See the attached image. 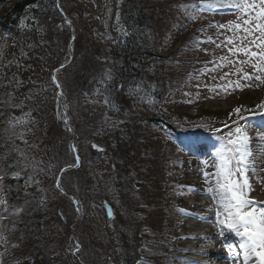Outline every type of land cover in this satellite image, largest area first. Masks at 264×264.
<instances>
[{
    "label": "rangeland",
    "instance_id": "obj_1",
    "mask_svg": "<svg viewBox=\"0 0 264 264\" xmlns=\"http://www.w3.org/2000/svg\"><path fill=\"white\" fill-rule=\"evenodd\" d=\"M122 1L57 0L62 10L61 16L51 14L47 26L43 28L44 33L30 29L25 31L29 39L44 41L43 47L47 50L46 55L41 58L32 56L25 73L28 85H33L30 92L35 94V97H40L43 120L45 113L51 111V107L54 110V97L61 91L53 82V75L65 91L63 95L57 96L62 107L59 116L61 123L52 126L46 118V124L52 128L51 139L45 142L35 140V158H38V162L46 160V163L40 162L34 171L33 180L39 183H32L25 188L30 197L35 200L42 199L43 202H37L38 206L41 210L46 209L49 215L44 221L45 231L37 246H44L40 253L45 256V262L48 264H132L137 255H140L142 261L136 264H198L203 261L209 264L207 260H203V256L187 254L181 237L189 235L184 229L187 223L199 221L189 209H194L199 204L207 207L212 203L210 196L202 194L207 187L202 175L205 170L202 161L211 160L209 154L214 143L211 129H222L218 135L227 132L224 124L231 125L232 119L236 117L233 114L230 119L229 113L237 106L243 105L251 109L264 102V85L259 88L246 87L243 91L229 95L223 92L217 94L203 87L204 84L211 86L220 82L219 75L229 71V68H224L216 73L200 75V70L206 64L209 68L212 67L208 62L214 57L226 54V49H218L215 43H203L197 48L195 42L197 39L206 40L208 36L216 39V29L208 28V25L213 22L226 23L235 17L225 12L214 16L204 14V18L191 21L177 6L198 3L199 0H154L151 12L152 30L147 31L148 38L159 45L158 53L167 57L168 64L169 57L174 56L176 61L172 62L175 65L172 70L180 71L183 76L176 77L177 84L170 88L160 105L155 100L153 103H149L150 99L142 100L147 107L159 106L158 108H161L163 113H169L173 120L182 121L187 118L191 124H206L209 128L184 130V127L179 129L175 136L168 131L157 130L151 124L137 122L136 129L141 131L147 142L151 141L148 145L150 154L136 161L129 159L132 169L126 187L124 190H117V174L125 166L120 160L112 158L114 142L105 129L107 126L111 128L123 122L108 120L107 124L113 125L104 127L92 123L91 119L98 118L97 112L104 109V99L97 95L99 86L96 84L87 94L77 92L82 75L87 79L92 76L101 80L105 70H109V49L113 45L111 40L119 34L121 28ZM9 6L10 3L0 5V14ZM202 28H207V32L201 33L199 30ZM14 29L11 27L0 43V85H7L9 81H6L3 72L7 71L6 62L14 44L12 36L17 34ZM65 29L70 32L69 40L68 36L63 34ZM45 35L55 36L54 40L48 41L49 39L44 38ZM182 49L185 50L184 57L176 58L175 52ZM204 49H207V52ZM50 52L55 53L49 55ZM51 56L60 57L57 66L49 62ZM248 71L252 70L249 68ZM20 73L18 69L16 76ZM213 75L217 77L216 80L211 79ZM30 78L34 80L30 82ZM10 80L17 88L16 80ZM13 84L8 88L12 89ZM198 84L201 87L197 88ZM185 93H191V96H186ZM190 99L193 102L187 103ZM92 108L97 109V112L89 110ZM83 112L89 113L90 117L81 120ZM10 113L14 114L12 110ZM5 114L7 111L0 106V118ZM36 121L32 123V127L37 131L39 122L37 119ZM256 122L259 123L258 117ZM48 126L46 125V128ZM69 129H74L75 136ZM249 131L253 137L252 151L261 169L260 177L264 179V155H261L264 148L260 147L262 142L255 139L257 129L253 127ZM93 143L102 147V151L94 150L91 146ZM152 155L155 159H152ZM189 158L198 163L195 172L191 160L190 164L187 163ZM61 166L64 167L59 171ZM66 167L72 169L62 173ZM206 170L214 171L211 167ZM252 183L254 191L251 195L258 200H264V183L255 178ZM5 186V189L9 187L6 181ZM189 186L194 187L196 191L189 192ZM64 187L71 194L65 192ZM30 202L31 200H27L24 205L31 207ZM182 210H187L191 215L184 214ZM205 221L212 224L214 218ZM21 224L14 218L0 221V233L7 240L6 243L0 241L2 264H36L35 258L31 260L27 257L25 250V255L18 252L22 250H18V244L14 240L17 235L23 233V228H19ZM219 242H222L223 254L217 253L215 249ZM229 243L235 242L230 239L225 243L218 234L209 237L204 247L212 253L214 262L211 264L221 261L235 264L229 256V251L225 250ZM26 249L32 252L27 244Z\"/></svg>",
    "mask_w": 264,
    "mask_h": 264
},
{
    "label": "trees",
    "instance_id": "obj_2",
    "mask_svg": "<svg viewBox=\"0 0 264 264\" xmlns=\"http://www.w3.org/2000/svg\"><path fill=\"white\" fill-rule=\"evenodd\" d=\"M7 3H10L9 8L4 9L0 14V43L5 38L3 35L9 33L11 27L17 30V34L12 36L14 44L6 62L8 66L7 71L3 72L6 81H9H7V85L6 83L0 85V106L3 107V110L7 111V114L4 115V117L7 116L6 119L1 121L4 117L1 116L0 118V158L3 159V154L9 153L7 160L4 161V164H0V166L14 164L19 160V167L7 169V177H9V179H6V177L5 181L9 187L5 189L4 198L8 202L9 212L14 210L13 206L22 208L23 211L19 215H8L7 213H5V215L7 216V220L8 218H14L18 219L23 224L19 225V228H23V233L17 235V239L14 240L15 243L18 244V250H22L18 252H20L21 255H25L26 251L28 254L27 257L31 260H33L34 257L36 264H48L45 262V256L40 253L43 251L44 246L38 248L37 244L40 243L39 238L45 231L44 221L49 215H47L46 209L41 210L38 206L37 202L40 203L42 199L38 198L39 200H35L34 197H30V194L25 190V178H27L29 174L34 177L35 172L31 167L23 168V165L38 161V158H35L34 154V152L37 151L35 140L45 142L51 139L52 128L48 126V123L46 124V118L49 120V123L53 124L52 126L61 123L59 116L62 112V107L60 100L59 105L57 104L58 97H54V105L58 106V108L54 106L53 110V107H51V111L45 113V118L44 120L42 119L44 113L40 111V97H35V94L30 92V88H33V85L30 84L31 87L28 85L25 73L28 70L27 64L32 56L34 58H41L44 54L46 55L47 50L45 49L46 47H43L44 41L38 42L37 40L33 41L29 39L25 31L26 29H30L44 33L43 28L47 26L51 14L61 16L60 11L62 10L57 4V0H0L1 6ZM154 3V0L122 1L120 9V19L122 20L120 32L111 40L113 45L109 49L111 58V64L109 66L111 70V81L107 86L106 92L102 95H98V97L104 99V101L105 98H107L109 103H104L103 111L97 112L95 108L89 109L96 111L98 114V118L91 119V122L94 124L98 123L104 127V125H113L110 123L107 124L108 120L123 122L111 128L107 126L105 129V131H108L110 134L111 141L114 142L112 158L118 161L120 160L121 164L125 166L124 169H120L117 174V190H121V188L124 190L126 187L127 178L132 169L130 161L132 159L136 161L141 157L145 158L148 156V153L150 154L148 145L151 141L147 142L144 136H142L143 134L141 131L136 129L137 122L139 123L142 121L144 124H151L155 129L157 128V130L168 131L170 134L174 135L178 133L179 129H183L184 127V130H194V128L203 130V127H200L198 124H191L187 118L182 121L173 120L169 113H163V110L158 108L159 106L147 107L142 100H155L158 105H160L165 95L171 90L170 88H173V86L177 84L175 82L176 77L181 78L183 76V73H180V71L173 72L172 70L175 67L172 62L176 61L174 60V56H168L170 62V64H168L167 57L159 55L158 53L159 45L148 38L147 31L152 30L151 20L153 16L151 12H153L152 8ZM125 31L128 33L126 37L124 35ZM63 34L68 36V40L69 38L71 39L70 32L67 29L64 30ZM54 37H51V35L44 36V38L49 39L48 41L50 42L54 40ZM58 48L59 47H57V49ZM184 51L183 49L180 52L176 51L175 57H184ZM53 53L55 52H50L49 55H53ZM186 55L187 54H185V56ZM60 60V57L53 58L51 56L49 62L53 64V66H57ZM18 69L21 73L16 76ZM10 79L16 80L17 88L10 82ZM29 80L31 82L34 79L30 78ZM100 81V79L96 80L92 76H88L87 79L86 76L82 75L80 79L81 84L78 88L79 92L77 93H90L96 84L102 89ZM12 84L14 88L12 87V89H9ZM137 85H140L144 91L140 92L138 95L130 94L136 89ZM61 89L65 93L62 85ZM9 102L12 105H19V107H10ZM11 110L14 114L10 113ZM25 113H30V123L27 126L30 131H25L24 136L27 143L16 138H14V140L15 145L24 150L27 160L21 158L18 153L11 151L13 143L8 139L9 132L7 131L9 129V119L16 116L24 118ZM84 114L83 112L81 120L90 117L89 113ZM36 119L39 122V130L37 131L32 127V123L37 122ZM46 125L48 126L47 128ZM16 128L17 131L22 130V126L20 125H17ZM71 131L75 136L74 129ZM179 136H181V134ZM129 159L131 160L129 161ZM152 159H155V156L152 155ZM42 161L46 163V160H39V163ZM63 167L61 166L59 171ZM21 169H23L22 178L19 180L12 179L11 173ZM63 190L71 194L66 187H64ZM25 193L28 195L26 196ZM27 200H31V207L24 205ZM152 206L155 207L156 204ZM26 244L30 247L32 252H28ZM138 249H140V247H138ZM140 260V255H137L133 259L132 264H136Z\"/></svg>",
    "mask_w": 264,
    "mask_h": 264
},
{
    "label": "snow or ice",
    "instance_id": "obj_3",
    "mask_svg": "<svg viewBox=\"0 0 264 264\" xmlns=\"http://www.w3.org/2000/svg\"><path fill=\"white\" fill-rule=\"evenodd\" d=\"M179 7L191 21L204 18V14L218 15L225 12L230 13L235 17L226 23L213 22L208 25V28L216 29V39L208 36L206 40L197 39L195 46L199 48L203 43H215L218 49H226V54L214 57L200 70V75L207 73H216L224 68H229V71L223 72L218 77V83L214 85L204 84L203 87L209 88V91L220 94L223 92L229 95L232 92L243 91L244 88H259L264 85V0H199L198 3L180 4ZM201 33H206L207 28L199 30ZM125 37L128 33L124 32ZM223 37V39H220ZM219 41V42H217ZM207 52V49H204ZM252 71L249 72L248 69ZM232 77H236L233 79ZM199 79V77H195ZM57 88H61L56 76L52 77ZM211 79L216 80L215 75ZM111 81V70H105L104 77L100 84L102 89H97V95H102L107 90V86ZM243 81V83H242ZM223 82V83H221ZM258 82V83H257ZM197 88L201 85H197ZM144 89L137 85L136 89L130 94L138 95ZM63 95V91L58 93V97ZM186 96H191V93H185ZM142 98V97H141ZM199 98V93H197ZM59 98L57 104L59 105ZM192 103L193 100L186 101ZM105 104L109 101L105 98ZM149 103L153 101L149 100ZM10 107H19L12 105ZM67 105H65V112ZM235 114V119H232L231 125L225 123L224 128L228 131L223 134L222 129L212 128L211 137L214 140L212 150L210 152L211 160L202 161L205 166L202 175L207 187L203 190L204 195L211 197L212 203L208 206L207 211L214 213L215 226L218 228V235L222 240L226 239L228 234L236 238L237 243H229L226 245L230 258L233 261H238L239 264H264V200H258L251 193L254 191L252 183L253 178L264 183V179L260 177V166L256 162V156L252 151L253 137L250 135V129H257L256 137L261 148H264V102L256 105L254 108L246 106H237L232 113H229L230 119ZM259 118V123L256 118ZM30 113H25L24 118L11 117L8 121L9 132L8 139L12 141L13 148L11 151L16 152L19 156L27 160L24 150L15 145V140L20 139L24 143L25 131L30 123ZM65 116V123H67ZM22 126V130L17 131L16 126ZM200 127L209 128L206 124H200ZM71 130V129H69ZM98 148L97 145H93ZM98 150H102L99 149ZM264 155V152L261 153ZM9 153L3 154V159H0V164H4ZM38 161L32 164H25L23 168L31 167L35 171ZM19 167V160L14 164H6L0 166V221L7 219L8 215H19L23 209L13 206L14 210L9 212V205L5 197V178L8 176V168ZM211 167L214 171H207ZM22 171H14L11 173V178L19 180L22 178ZM34 181L29 174L25 180V187ZM59 181L57 188H59ZM189 192L196 191L192 186L188 187ZM27 196L28 194L25 193ZM75 203H79L75 201ZM184 214L191 215L187 210ZM206 219V217H200ZM15 225H13V229ZM195 238V237H193ZM208 239V237H202ZM0 241L7 242L6 238L0 233ZM14 247L17 245H13ZM79 245H77V250ZM3 253H0V257ZM2 264V260H0ZM19 264V262H17Z\"/></svg>",
    "mask_w": 264,
    "mask_h": 264
},
{
    "label": "bare ground",
    "instance_id": "obj_4",
    "mask_svg": "<svg viewBox=\"0 0 264 264\" xmlns=\"http://www.w3.org/2000/svg\"><path fill=\"white\" fill-rule=\"evenodd\" d=\"M190 160L192 165H194L193 167L195 172L198 163L192 162L191 158L187 159V163L190 164ZM199 173L201 174V171ZM207 208L208 206L203 207L201 204H199L196 207H194V209H189L191 213L194 214L193 216L199 218V221L187 223V225L184 226V229L189 233V235L181 237V242L183 243L185 252L187 254L203 256L205 258L203 260H207L208 263L211 264L212 262H214L212 258V253L208 250V248H205L204 245L208 242L209 237L218 234V228L215 226V220L211 224V223H207L206 221L204 222L205 219L200 218V217H206V220L207 219L211 220L212 218H214V213L207 211ZM210 215H212L213 217L209 218ZM202 237H208V239H203ZM228 239H233V238L231 235L228 234L226 239H224L225 243ZM234 242L237 243L235 238H234ZM221 243L222 242L216 244L215 249L218 251L217 253L223 254L224 250L221 248ZM225 250L228 251L227 248H225ZM237 262L238 261H235V264H237ZM198 264H207V263L203 261ZM217 264H232V263L230 262L226 263L225 261H221L220 263Z\"/></svg>",
    "mask_w": 264,
    "mask_h": 264
},
{
    "label": "water",
    "instance_id": "obj_5",
    "mask_svg": "<svg viewBox=\"0 0 264 264\" xmlns=\"http://www.w3.org/2000/svg\"><path fill=\"white\" fill-rule=\"evenodd\" d=\"M93 145H94V143L92 144V148H93L94 150H96V151H102V150H98V148H99V149H102V147H100V146L97 145L98 148H94ZM95 145H96V144H95ZM73 149H74V151H75V148H74V147H73ZM70 169H72V167H66L65 169L62 170V172H66V171H68V170H70Z\"/></svg>",
    "mask_w": 264,
    "mask_h": 264
}]
</instances>
